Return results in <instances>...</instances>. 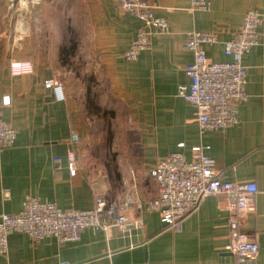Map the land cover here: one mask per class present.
<instances>
[{"label":"crops","instance_id":"1","mask_svg":"<svg viewBox=\"0 0 264 264\" xmlns=\"http://www.w3.org/2000/svg\"><path fill=\"white\" fill-rule=\"evenodd\" d=\"M150 1L156 4V15L168 20L169 31L153 36L148 49L127 61L123 53L141 22L110 0H72V49L86 59L89 79L106 87V96L126 109L136 131V157L115 173L126 186L119 194L111 191V175L101 176L89 167L80 142L88 131L85 117L100 109L89 89L77 94L76 84L62 80V68L40 55L34 38L25 36L6 46L0 36V101L9 98L1 107L2 118L16 131L13 143L0 151V212L20 211L28 196L63 209L88 210L97 194L116 200L133 191L142 206L124 210L129 221L139 220L136 226L121 229L110 224L95 233L85 229L75 241L34 240L12 232L0 264H236L227 249L229 208L224 194L203 197L178 229L145 209L157 195L150 175L156 158L177 150L188 158L196 145L206 146L205 153L227 180L256 183L258 191L242 231L256 240V264H264V21L259 43L240 58L247 70V100L239 107L236 125L200 133L193 107L177 93L180 84L189 82L184 73L192 60V52L183 47L187 32H216L218 42L204 47L206 57L230 61L223 42L239 29L247 10L255 9L264 18V0H207V10H192L191 0ZM14 62L31 71L12 73ZM55 78L62 80L64 100L56 101L46 85ZM73 133L78 143L71 141ZM70 151L74 174L68 169ZM54 158L60 159L57 171Z\"/></svg>","mask_w":264,"mask_h":264},{"label":"built area","instance_id":"2","mask_svg":"<svg viewBox=\"0 0 264 264\" xmlns=\"http://www.w3.org/2000/svg\"><path fill=\"white\" fill-rule=\"evenodd\" d=\"M122 10L136 17L140 26L134 38L123 53L127 61H134L139 53L148 49L151 39L157 34L169 31L168 20L156 15V4L150 0H110ZM192 10H207V0H191ZM263 15L255 9L247 10L239 29L223 42V52L231 56L230 61H210L204 47L218 42L214 31L191 30L183 47L192 52V60L185 65L184 73L189 82L178 86V95L188 101L194 110V118L200 133L205 130H224L239 122V107L247 100L245 84L247 70L241 64V57L259 43L263 25ZM14 74L31 71L30 66L18 62L11 64ZM56 101L64 100L63 84L58 79L46 82ZM9 104L8 96L0 101V151L13 143L16 131L2 118L1 107ZM73 143L79 142L76 133L71 135ZM183 144H179L182 147ZM206 146L196 145L187 158L181 150L156 158L150 171L157 195L148 200L145 209L159 214L161 222L178 229L182 218L194 209L199 201L208 195L224 194L228 201L227 249L236 256V264H256L259 250L252 235L242 231L243 220L251 208L257 194L254 181H230L225 172L215 168L214 161L205 153ZM74 157L68 155V169L74 174ZM60 159L54 158L53 169L59 170ZM135 205L141 208L138 194L133 191L118 200H110L97 194L94 206L88 210L63 209L55 202L42 201L36 196H28L22 208L16 213L0 212V254L7 251V237L12 232H23L34 240L54 237L58 242L75 241L85 229L108 230L110 224L124 229L136 226L139 220L129 221L124 210ZM60 264H69L66 261Z\"/></svg>","mask_w":264,"mask_h":264},{"label":"rangeland","instance_id":"3","mask_svg":"<svg viewBox=\"0 0 264 264\" xmlns=\"http://www.w3.org/2000/svg\"><path fill=\"white\" fill-rule=\"evenodd\" d=\"M73 9L72 0H0V36L6 46L9 41L22 42L25 36L34 38L40 55L62 68V80L76 84L77 94L89 89L100 109L85 117L88 131L80 142L89 167L114 180L115 173L136 157V131L126 109L106 96V87L89 79L86 59L72 49ZM110 183L113 194L126 189L116 179Z\"/></svg>","mask_w":264,"mask_h":264}]
</instances>
